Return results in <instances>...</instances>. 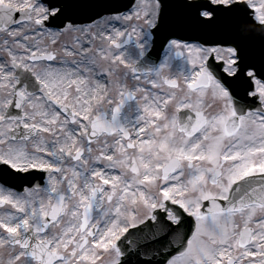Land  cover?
<instances>
[{
	"label": "snow or ice",
	"instance_id": "1",
	"mask_svg": "<svg viewBox=\"0 0 264 264\" xmlns=\"http://www.w3.org/2000/svg\"><path fill=\"white\" fill-rule=\"evenodd\" d=\"M0 264H264V0H0Z\"/></svg>",
	"mask_w": 264,
	"mask_h": 264
}]
</instances>
